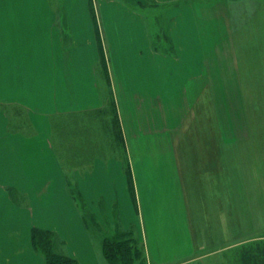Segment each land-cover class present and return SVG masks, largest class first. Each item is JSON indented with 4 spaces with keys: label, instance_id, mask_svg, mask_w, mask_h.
Listing matches in <instances>:
<instances>
[{
    "label": "crops",
    "instance_id": "crops-1",
    "mask_svg": "<svg viewBox=\"0 0 264 264\" xmlns=\"http://www.w3.org/2000/svg\"><path fill=\"white\" fill-rule=\"evenodd\" d=\"M39 8H64L67 34L54 17L35 21L32 40L0 36V264H44L35 228L56 233L78 264H102L105 231L96 220L135 228L159 264L222 244L210 217L224 218V150L206 125L210 115L240 117L248 73L228 1L45 0ZM112 94L125 152L69 177L53 117L106 107ZM11 107L26 110L27 124L12 125ZM191 210L209 225L200 240Z\"/></svg>",
    "mask_w": 264,
    "mask_h": 264
},
{
    "label": "rangeland",
    "instance_id": "rangeland-1",
    "mask_svg": "<svg viewBox=\"0 0 264 264\" xmlns=\"http://www.w3.org/2000/svg\"><path fill=\"white\" fill-rule=\"evenodd\" d=\"M44 1L45 0H0V36L6 38L8 36L10 39L15 40V36L23 37V34H25L24 36L32 40L33 37L39 36L40 33V27L33 25L35 21L44 18L48 21L54 17H57L58 27L67 34V22L64 8L48 12L49 15H45V11L39 8ZM49 1L59 6L63 0ZM227 1L231 8L233 20L230 27L235 30L236 27L245 20L246 16L244 12L249 14V12L254 11L260 6L259 1L264 0ZM26 5L29 9L25 8ZM262 12L263 19L260 20L262 21L260 24L264 29V9ZM7 19H9V21H7ZM24 19H33L34 21L30 24ZM25 23H28L27 26H21V24ZM7 25H10V27L8 28ZM259 34H262V32ZM261 36L262 39H260L262 41L264 35L262 34ZM250 42L251 40L242 43L244 49L241 50L250 51L254 54L255 50L249 47ZM257 51H260V55L262 52L264 53L263 42H260L257 46ZM262 57L263 55H261L259 61L262 60ZM259 66H256V71L253 74H245L244 76L245 105L240 107V117L238 118L235 117L234 114L228 113L226 114V118L228 117L229 121L217 122L215 116L210 115L207 123L208 126L206 125L208 132H214L213 135L217 136L218 147H223L224 150L221 166L225 176L224 218H219V212L218 217H210V223H212L213 220L215 224L214 227H216V222H218L219 224L217 227L220 226V229H222L221 232H218L219 235H215V241L219 242L222 237L223 243L211 250L197 252L179 260L172 261L171 259V263L168 264H264V62L261 67ZM112 98L113 94L111 95V100ZM226 109L231 110L232 107H227ZM10 112L15 116V122L12 123L13 126L19 123L21 119L25 120L27 124L28 117L26 110L20 107H11ZM232 118H235V120L231 121ZM187 124L189 126L193 124L192 128H194L195 125L196 127L197 125L199 126L197 122H188ZM231 130L234 133L237 130L240 132L241 136L238 140L233 139L234 141H228L226 134L230 135ZM220 133L224 134V139H222V134ZM210 140L214 141L215 139ZM118 156H120V154ZM67 171H69V169H67ZM249 172L255 177V181H252L247 175ZM68 173L70 175L69 177L72 178L75 175L72 170ZM72 187L75 188V185ZM255 188H257V198L260 199L257 201L256 206V198L253 193ZM191 212L193 215V229L197 232L193 235L196 240H200L202 236L198 233V229L202 227L203 221L205 227L209 225L206 224L204 217H200L197 223L198 219L196 214L198 212L195 210H191ZM199 212L202 213V211ZM220 212L222 215V204L220 206ZM205 214L206 213H204V216ZM95 223L97 226H100L101 231H105V235L108 233L110 236L119 237L121 234L120 231L125 230L115 221L113 223L107 222L103 224L96 220ZM223 231L225 232L223 233ZM242 231L248 233L240 236ZM128 232L134 235V240L137 241L139 239L135 228L128 229ZM97 244L101 247V244ZM204 244L206 246L208 245L207 242ZM102 249L99 248L102 264L118 263L116 260H113L114 262L112 260H107ZM148 251V249H145L142 260L137 261L136 264H159L148 255ZM150 252L153 256V250ZM173 255L174 251H171V256ZM120 264L124 263L120 262Z\"/></svg>",
    "mask_w": 264,
    "mask_h": 264
},
{
    "label": "trees",
    "instance_id": "trees-1",
    "mask_svg": "<svg viewBox=\"0 0 264 264\" xmlns=\"http://www.w3.org/2000/svg\"><path fill=\"white\" fill-rule=\"evenodd\" d=\"M259 4L260 6L249 12V14L244 12L245 20L234 30L239 59L242 64L244 61L248 64L245 67L248 75L253 74L256 71V66L260 65L259 67H261L264 62V53L262 52L263 57L259 61L261 50L257 51L260 42L264 43V39L261 41L264 29L260 24L262 23L260 20L263 19L264 1H259ZM260 32L262 34H259ZM249 40H251L249 47L255 50L254 54L250 51L241 50L244 49L242 43ZM52 128L58 140V143H55L56 151L65 162L66 170H72L74 173L76 172L74 167L91 165L97 157L106 158L112 155L118 156L119 154L122 156L125 152L119 114L113 98L112 100L110 98L106 107L54 116ZM247 175L252 181H255V177L251 172ZM253 193L256 198V206L257 201L260 200L257 198V188L254 189ZM71 194L76 202L82 206L85 217H87L88 207L76 186L75 188L71 186ZM120 232L119 237L110 236L108 233L105 235L102 250L107 260L118 261L114 264H120V262L136 264L137 261H141L145 253L142 243L139 239L134 240V235L128 230ZM247 233L242 231L240 236ZM32 242L35 249L45 256L44 264H78L67 253L65 242L52 231L35 228L32 234Z\"/></svg>",
    "mask_w": 264,
    "mask_h": 264
}]
</instances>
